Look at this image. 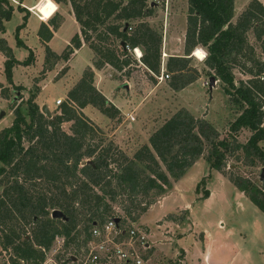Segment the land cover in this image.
<instances>
[{
	"label": "trees",
	"instance_id": "trees-1",
	"mask_svg": "<svg viewBox=\"0 0 264 264\" xmlns=\"http://www.w3.org/2000/svg\"><path fill=\"white\" fill-rule=\"evenodd\" d=\"M53 1L70 3L80 34L75 33L63 51L56 54L47 44L52 29L58 27L56 7L51 0H44L43 19L48 22L41 21L37 35L45 46V60L49 57L67 60L81 46L82 37L96 56L92 61L94 68L105 64L118 70L132 66L125 48L128 45L142 47V65L153 75L161 73V34L146 21L131 26L132 20L149 16L155 3L147 0ZM4 3L9 5L8 0H0V20L8 19L13 10L5 9ZM20 3L17 8L28 13ZM233 5L234 0H187L184 53L168 56L164 70L171 75L170 88H183L199 77L196 69L192 75H185L191 51L197 47L203 49L201 60L207 74L223 83V91L232 104L241 106L229 124L227 136L220 138L207 119L179 109L149 135L146 143L131 156L127 155L112 140L103 135L97 138L102 131L82 112L85 106L91 105L109 118L121 119L119 109L93 84L90 66L68 90L65 101L58 105L59 113L52 119L41 112L35 94L26 98L24 109L21 104L12 108L11 124L0 130V247L8 255L4 264H42L56 236H64L65 244L79 243L77 238L81 232L88 235L92 223H101L112 215L111 202L117 196L122 198L123 214L136 221L171 184V179H179L206 150L209 167L223 174L227 155L240 151L251 164L257 160L264 165V149L259 145L264 140V58L255 53L247 36L252 30L264 56V5L259 0H250L235 21ZM23 17L24 21L15 31L19 46H25L18 35L27 14ZM110 18L117 22L109 23ZM113 39L118 40L119 50L100 44ZM0 50L6 56L4 73L9 83H12L14 65L34 62L32 49H28L22 61L14 57L3 39H0ZM234 68L250 77L236 81ZM1 93H4L2 88ZM66 121L72 122L71 133L61 127ZM243 128L250 131L244 143L237 138ZM228 178L264 213V186L241 175ZM152 191L156 196L151 195ZM208 195L209 191L205 190L202 198ZM56 209L64 218L51 216ZM168 218L175 220L173 214Z\"/></svg>",
	"mask_w": 264,
	"mask_h": 264
},
{
	"label": "rangeland",
	"instance_id": "rangeland-1",
	"mask_svg": "<svg viewBox=\"0 0 264 264\" xmlns=\"http://www.w3.org/2000/svg\"><path fill=\"white\" fill-rule=\"evenodd\" d=\"M19 1H21V6L26 9L28 7L31 11L28 9L27 13L23 9H18ZM51 1L56 7L55 19L58 21L59 27L55 28V30L57 29L56 33L48 45L55 52L61 53L66 46L65 40L69 41L78 31L79 23L75 20L68 1L60 3ZM43 2L44 0H8L9 5L3 4L5 9L11 7L13 10L8 19L0 20V37H3L0 39H6V44L11 47L14 57L19 61L27 57L28 49H32L34 62L28 66L18 64L13 68L12 79L23 86L13 82L9 83L4 73L6 56L0 50V90L2 88L4 91L3 94L1 93L2 96L0 95V130L11 124L14 118L12 108L16 104H21L24 109L26 98L30 94L36 95L41 89L40 82L43 78L44 87L39 97L35 96V101L37 99L36 102L40 109L42 105L46 104L52 116L59 113L58 105L55 102L56 98L59 97L62 102L65 101L67 90L77 81L83 69L91 63V51L84 46L70 58L67 64L66 61L59 59L46 74L45 70L47 67L50 68L56 59L53 60L49 57L45 60V46L37 36L41 21L48 22V19H43ZM147 2L149 3L151 0H147ZM155 2L152 13L149 16L132 20L131 26H135L139 21H146L150 27L161 34L160 55L164 60L170 55H182L184 53L187 0H159ZM246 2L247 0L245 2L244 0H234L233 21L246 6ZM25 14H27L25 24L18 33L25 46H19L15 38V31L16 27L24 21ZM108 22L117 21L110 18ZM99 29L102 30L103 26H100ZM129 31L131 30L129 29ZM95 35L96 33L92 34L98 42ZM247 36L255 53L264 58L253 31L249 30ZM100 44L119 50L117 39L103 40ZM140 48L142 49V47ZM193 52L191 51L189 55L191 57L188 59L185 75H192L196 69L199 71V77L194 80L195 82L198 80L196 83L192 85L189 83V87L183 92H179L182 88L174 92L169 87L171 75L162 81L157 79V82L160 83L155 87L150 78L145 82L144 79L135 77L130 79L131 84L127 89L118 78L108 76L109 69L101 70L99 73L100 91L124 114L131 112L133 120H125L126 117L121 115L123 126L115 131V139L118 144L110 136L118 124L117 120L107 117L94 106L88 105L82 112L102 131V134H98L97 138L99 135H103L131 156L144 142L148 141L149 135L155 129L179 109H187L194 117L207 119L219 132L220 138L227 136L229 124L241 110V106L231 103L229 96L224 93L223 83L219 79H216L214 87L210 90V75L205 70L203 60L194 56ZM128 53L130 54L129 51ZM95 57L94 54L93 59ZM130 57L133 64L126 67V72L133 68L135 70L134 65H140L133 54H130ZM63 66H67V70L62 68ZM64 70L66 73L56 79V75L58 76ZM233 71L236 81L250 77L248 74L240 72L238 68H234ZM112 77H116L113 70ZM32 79H34L33 84ZM121 81H124V78H121ZM37 82L38 86L35 85ZM16 86H20L21 89H16ZM24 86L27 87V90ZM117 90L120 92L116 93ZM128 122L132 124L131 127L128 126ZM71 124V121H66L61 124V127L65 132L71 133ZM249 135L250 131L243 128L237 134V138L244 143ZM259 145L264 149V140ZM206 155L207 150L203 156L197 158L188 167L179 179H171V184L165 188L164 192L157 196L154 191L151 192L152 196H156L155 202L163 194L167 195V200L164 206L155 204L153 208L143 215L141 214L134 221L148 235L146 248L139 245L138 252L143 259L142 264H175L176 261L184 264L185 254H187L189 262L186 264H264V213L228 178L229 175H241L263 187L264 178L260 180V172L264 165H261L257 160L251 164L240 151L227 155L223 174L209 167L205 159ZM196 187L198 191H196ZM1 189L0 185V191ZM205 190L211 192L210 197L209 195L206 197H209L208 199L202 198ZM120 199H122L121 196H117L116 200L111 202L112 214L122 215L124 213L123 203ZM188 202V208L193 205L191 214L179 207ZM165 213L167 214L165 215ZM170 214L175 216V220L168 218ZM83 236L84 234L81 232L77 238L79 243L74 241L65 244V242L54 241L48 254L57 261L64 260L63 264H81L78 259L81 258L80 241ZM203 236L207 237V245L204 244ZM204 253H207V257H209L207 262H204ZM71 256H76L77 259L65 260ZM7 259L8 255L0 247V260L6 262Z\"/></svg>",
	"mask_w": 264,
	"mask_h": 264
},
{
	"label": "built area",
	"instance_id": "built-area-1",
	"mask_svg": "<svg viewBox=\"0 0 264 264\" xmlns=\"http://www.w3.org/2000/svg\"><path fill=\"white\" fill-rule=\"evenodd\" d=\"M155 1L158 2L159 0H151L152 3ZM27 9L29 8L27 7ZM29 10L31 11V9ZM129 29H131V27H129ZM125 48L130 54H133L139 64H142V51L139 47L130 48L128 45H125ZM164 70L165 60L161 57V73L154 76L158 80L169 78V75L165 74ZM55 102L56 105H60L62 99L57 98ZM129 118L133 120V117L130 116ZM117 217L119 218L118 222L115 221ZM147 236L146 231L136 225L129 217L124 214H112L101 223H92L88 230V235L83 236L80 241L81 258L78 260L81 264H142L143 259L138 250L140 244L146 248ZM54 241L64 243L65 238L64 236H56ZM48 251L46 252L42 264L64 263V260L57 261L52 258L51 255L48 254ZM65 260H69V257Z\"/></svg>",
	"mask_w": 264,
	"mask_h": 264
},
{
	"label": "crops",
	"instance_id": "crops-1",
	"mask_svg": "<svg viewBox=\"0 0 264 264\" xmlns=\"http://www.w3.org/2000/svg\"><path fill=\"white\" fill-rule=\"evenodd\" d=\"M246 0H244V2H245ZM260 2H262V4H264V0H260ZM36 3V2H35ZM56 3V2H55ZM247 3H248V0H247V2H246V4L245 5H247ZM58 5V4H57ZM235 5V4H234ZM245 7V6H244ZM244 7L242 8V9H244ZM55 14V12L53 13V15ZM52 15V16H53ZM51 18V17H50ZM79 25V24H78ZM50 27V29H52V27L51 26H49ZM59 27V26H58ZM58 29V28H57ZM56 29V30H57ZM56 30H53L52 29V37L55 35V33H56ZM76 33H79L80 34V29H78V31L76 32ZM38 36V35H37ZM52 37H51V39H52ZM0 38H3V37H0ZM38 39H39V37H38ZM50 39V40H51ZM71 39V38H70ZM70 39H69V41H70ZM6 40V39H5ZM49 40V41H50ZM39 41H40V39H39ZM49 41L47 42V44L49 43ZM66 41V45L69 43V41L68 40H65ZM81 41H82V44H81V46L78 48V49H74V51H73V53H71L70 55H69V57H68V59L67 60H64V59H62V58H60V59H62V60H64V61H66V64L68 63V61L70 60V58L71 57H73L74 55H76L77 53H78V50L80 49V48H82V47H84V46H86V47H88L89 49H90V51H91V63L89 64V65H87L85 68H87L88 66H90L92 69H93V73H94V76H93V84L95 85V87H96V89L97 90H99L100 91V88H99V73H100V71L101 70H105V69H109V73H108V76L109 77H111V78H118L119 80H120V82H122L123 83V85L128 89L129 88V86H130V84H131V81H130V79H133V78H139L140 77V79H144L145 80V82L146 81H149V79L148 78H150L153 82V85H154V87L155 86H157V85H159V81L157 82V78L153 75V73H151V72H149L148 70H147V68L144 66V65H142V64H140V65H134L133 67H135L136 69L135 70H133V69H130V70H133L132 72L129 70L128 72H126V68L124 67L123 69H121V70H118V69H116V68H114L113 66H111V65H109V64H105L102 68H99V69H97V68H94V66H93V63H92V61H93V57H94V53H93V51H92V49L88 46V45H86V43L83 41V39H82V37H81ZM42 43V42H41ZM25 44V43H24ZM43 46H44V44H42ZM9 46V45H8ZM49 46V45H48ZM10 47V46H9ZM66 47V46H65ZM64 47V48H65ZM11 48V47H10ZM54 51V50H53ZM63 51V50H62ZM61 51V52H62ZM55 52V51H54ZM56 54H60V53H57V52H55ZM59 60V59H58ZM58 60H56L55 62H54V64H52V66L50 67V68H47L46 70H45V72H46V74H47V72L50 70V69H52L53 67H54V65H55V63L58 61ZM33 64V63H32ZM32 64H30V65H32ZM16 65H18V64H16ZM16 65H14V67L16 66ZM28 66V65H27ZM13 67V68H14ZM62 68H66V70H67V66H63ZM84 68V69H85ZM83 69V70H84ZM66 70H64L63 72H60L59 74H58V76L56 75V79L57 78H59L60 76H62L63 74H65L66 73ZM112 70H113V72L115 71V74H116V77H112ZM13 72H14V69H12V77H13ZM83 72V71H82ZM43 74H45V73H43ZM81 75H82V73H81ZM81 75L79 76V78L81 77ZM134 76V77H133ZM78 78V79H79ZM121 78H124V81H121ZM156 78V79H155ZM78 79H77V81H78ZM156 80V81H155ZM163 80V79H162ZM161 80V81H162ZM33 81H34V79H32V84H33ZM76 81V82H77ZM155 81V82H154ZM198 81V80H197ZM196 81V82H197ZM12 82L14 83V84H16V85H18L19 83H18V81H14L13 79H12ZM75 82V83H76ZM195 81L194 82H192V83H190V85H192L193 83H196ZM74 83V84H75ZM31 84V85H32ZM40 84H41V89H39V91L36 93V98H38L39 97V95L41 94V92H42V88L44 87V78L42 79V81L40 82ZM74 84L69 88V89H71L73 86H74ZM19 85H21V84H19ZM35 85L36 86H38V82L37 83H35ZM21 86H23V85H21ZM25 87V86H24ZM170 87V86H169ZM189 87V84L187 85V86H185V87H183L181 90H179V92H183L184 90H186L187 88ZM214 87V86H213ZM212 87V88H213ZM26 88V90H27V87H25ZM211 88V89H212ZM29 89V88H28ZM68 89V90H69ZM210 89V90H211ZM68 90H67V92H68ZM172 91H174L175 92V90H173L172 89ZM24 92H26L25 90H24ZM101 92V91H100ZM117 92H120V90H117L116 91V93ZM27 93V92H26ZM102 93V92H101ZM8 94V93H7ZM103 94V93H102ZM0 95L2 96V94H1V90H0ZM9 95V94H8ZM104 95V94H103ZM105 96V95H104ZM4 97H6V96H4ZM66 97H67V93H66ZM106 97V96H105ZM28 98V97H27ZM57 98H59V97H57ZM56 98V99H57ZM107 98V97H106ZM108 99V98H107ZM109 100V99H108ZM36 101H37V99H36ZM110 101V100H109ZM110 102H112V101H110ZM114 104V103H113ZM115 105V104H114ZM88 106V105H87ZM116 106V105H115ZM86 107V106H85ZM84 107V108H85ZM118 109H119V111H120V116L122 115H124L126 118H125V120H130L129 119V117L131 116V117H133V114L131 113V112H126L125 114L121 111V109L118 107V106H116ZM83 108V109H84ZM82 109V110H83ZM121 116V119H120V121H117L118 122V124H117V126L114 128V130H112V132L110 133V136H112L113 138H114V142H116V139H115V131L116 130H118V129H120L122 126H123V121H122V119H123V117ZM128 126H132V124L130 123V122H128ZM116 143H118V142H116ZM144 143H146V142H144ZM119 144V143H118ZM237 191V190H236ZM235 191V192H236ZM240 193V192H239ZM210 195H211V192H209V197H210ZM208 197V198H209ZM208 198H205V199H208ZM166 200H167V195H165V194H163L161 197H160V199H158L156 202H154L145 212H143V213H146V212H148L149 211V209H151V208H153L154 206H155V204H159V205H162L163 204V206L165 205V202H166ZM188 206H189V202L187 203V204H181L179 207L181 208V209H184V210H187L188 211V213H190L191 214V212H192V208H193V205H191V207L190 208H188ZM143 213H142V215H143ZM168 213V212H167ZM167 213H165V215L167 214ZM163 216H164V214H163ZM163 216H162V220H163ZM189 217V216H188ZM165 223H166V220L164 221ZM163 222V223H164ZM177 226H179L178 224H176ZM204 233L207 235V232L204 230ZM204 237V236H203ZM207 243V237H204V244H206ZM207 245V244H206ZM186 253V252H185ZM203 259H204V262H207V260L209 259V257H207V253H204V255H203ZM184 262V264H186V262H188L187 261V254H185V260L183 261ZM189 263V262H188ZM187 263V264H188Z\"/></svg>",
	"mask_w": 264,
	"mask_h": 264
},
{
	"label": "water",
	"instance_id": "water-1",
	"mask_svg": "<svg viewBox=\"0 0 264 264\" xmlns=\"http://www.w3.org/2000/svg\"><path fill=\"white\" fill-rule=\"evenodd\" d=\"M127 27V24H125L124 29ZM122 45H124V43H122ZM216 83V79L214 76H210L209 77V88L211 89ZM41 112L48 118H53V116L51 115V111L48 108V106L46 104L41 106ZM84 163V162H83ZM264 178V166L261 168V172H260V180H262ZM51 216L52 217H57V218H64V215L62 214V212L60 210H52L51 212ZM115 221L118 222L119 218H115ZM71 259L76 260L75 256H71ZM0 264H3V262L0 260Z\"/></svg>",
	"mask_w": 264,
	"mask_h": 264
},
{
	"label": "bare ground",
	"instance_id": "bare-ground-1",
	"mask_svg": "<svg viewBox=\"0 0 264 264\" xmlns=\"http://www.w3.org/2000/svg\"><path fill=\"white\" fill-rule=\"evenodd\" d=\"M193 55H194V56H197L198 58L203 59V57H204V52H203L202 49H200V48H196V49L194 50V52H193Z\"/></svg>",
	"mask_w": 264,
	"mask_h": 264
}]
</instances>
